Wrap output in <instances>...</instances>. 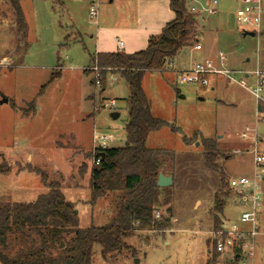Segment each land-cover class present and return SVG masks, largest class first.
<instances>
[{
    "label": "rangeland",
    "instance_id": "rangeland-1",
    "mask_svg": "<svg viewBox=\"0 0 264 264\" xmlns=\"http://www.w3.org/2000/svg\"><path fill=\"white\" fill-rule=\"evenodd\" d=\"M216 1V15L196 18L197 44L203 48L194 53L201 57L197 61L214 59L222 52L233 72L256 67L264 71V18L260 35H244L234 18L237 4ZM91 4L98 7L97 26L88 15ZM20 6L27 26L23 43L16 35L7 0H0V101L7 99L0 103V207L32 203L48 191L46 186L57 184L65 199L74 203L79 229L104 226L111 216V197L89 205L92 138L96 133L110 135L109 148L125 145L128 90L119 78L113 84L106 82L104 91L91 84V36L112 11L120 15V25L134 28L133 4L126 0H115L113 5L109 0H20ZM194 46L183 48L173 67L166 64L162 72L149 71L142 80L151 114L164 122L149 133L146 147L176 157L164 170L172 177V185L160 195L156 211L159 218L169 219V225L164 230L135 232L124 240L128 250L115 259L103 260L95 247L92 264H135V259L139 264H206L212 259L208 233L215 229L211 209L220 178L205 168L201 142H216L223 156L217 163L227 185L252 171L251 155L232 153L245 146L240 133L256 125L263 148L264 122L256 124L254 98L224 77H211L206 87L177 83L174 72L188 68L185 61ZM110 100L119 114L116 120L104 107ZM224 192L228 195L220 218L237 221L242 208L228 187ZM260 224L264 227V199ZM258 244L264 247V236ZM253 264H264L260 250Z\"/></svg>",
    "mask_w": 264,
    "mask_h": 264
},
{
    "label": "trees",
    "instance_id": "trees-1",
    "mask_svg": "<svg viewBox=\"0 0 264 264\" xmlns=\"http://www.w3.org/2000/svg\"><path fill=\"white\" fill-rule=\"evenodd\" d=\"M7 2L16 35L23 43L27 26L20 0ZM188 5V0H169L173 20L158 36L149 38L144 50L132 54L97 53L90 57V66L101 70V91L107 75L123 80L128 90L126 145L92 151L93 161L99 163H93L89 173V205L111 197L108 222L101 227L79 229L74 203L65 199L57 184H49L48 191L32 203H5L0 207V264H92L95 247L103 260L115 259L122 250H128L124 240L135 232L168 227L169 219L154 218L160 195L166 190L158 188L156 182L159 173L167 175L164 170L169 163H175L176 157L146 147L149 133L159 130L164 122L151 114L142 80L149 71L162 72L179 51L196 44L197 17L188 12ZM201 146L205 168L219 173V187L211 209L218 229L223 223L220 216L228 195L221 193L228 184L217 163L223 156L215 141L203 139ZM41 178L46 181L45 174ZM210 251L212 259L206 264H217L218 255L212 246Z\"/></svg>",
    "mask_w": 264,
    "mask_h": 264
},
{
    "label": "built area",
    "instance_id": "built-area-1",
    "mask_svg": "<svg viewBox=\"0 0 264 264\" xmlns=\"http://www.w3.org/2000/svg\"><path fill=\"white\" fill-rule=\"evenodd\" d=\"M233 1L237 4L234 13L237 28L241 29L243 33L260 35L264 0ZM188 2V12L196 17L200 15L212 16L217 13L216 0H207L205 4L199 3L198 0H188ZM97 8V4H91L88 9L89 18L94 20L95 26L98 25ZM123 47V42L117 41L119 52H122ZM200 49L199 44L195 45V50ZM227 61V57L222 52H218L214 59L206 58L184 70L174 69L177 83L206 87L209 85L211 77H224L226 80L236 83L254 98L256 124L264 122V113L261 111V108L264 107V71L256 67L253 71L233 72L227 68ZM168 67H173L172 63H169ZM100 71L96 66L91 67L94 87L98 89H102ZM236 74L240 76L239 79L235 77ZM249 79H252L253 82L249 83ZM115 81L116 76L114 75L105 77V83L113 84ZM104 107L112 113L116 112L114 100H110ZM239 138L245 146L232 153L234 155L242 153L251 155L252 171L248 176L233 178L228 182V188L234 193L237 205L242 208L238 220L223 221L218 229H213L208 233L211 246L218 255L217 264H253L256 252L262 250V247H259L258 238L264 236V227L260 224L264 199V147H259L263 139L258 136L256 125L246 126ZM111 140L110 135L94 134L92 138L93 150L100 152V150L108 148L107 143ZM93 163L98 165L99 160H95ZM155 218H159L158 212H156Z\"/></svg>",
    "mask_w": 264,
    "mask_h": 264
},
{
    "label": "crops",
    "instance_id": "crops-1",
    "mask_svg": "<svg viewBox=\"0 0 264 264\" xmlns=\"http://www.w3.org/2000/svg\"><path fill=\"white\" fill-rule=\"evenodd\" d=\"M114 1L115 0H109V3L113 5ZM126 1L133 4L131 20H133L134 28L125 27L127 25H120V15L117 14V12H110L109 19L107 21L102 20L101 28H97L94 37L91 36V38H94V54L118 53L117 41H122L124 44L122 53L132 54L142 51L146 48L149 38L158 36L165 25L171 22L174 18V15L169 8V0H149L151 2H147L146 0ZM126 18V14L124 13L123 20L125 21ZM263 18L264 15L262 21ZM202 49L203 48L201 47L200 50H195V46L191 48L188 59L185 61L188 68L192 64L204 60L197 61L201 57L194 55V53H198L202 51ZM239 71L248 70L240 69ZM116 78L118 77L116 76ZM261 252L264 253V247H262Z\"/></svg>",
    "mask_w": 264,
    "mask_h": 264
},
{
    "label": "water",
    "instance_id": "water-1",
    "mask_svg": "<svg viewBox=\"0 0 264 264\" xmlns=\"http://www.w3.org/2000/svg\"><path fill=\"white\" fill-rule=\"evenodd\" d=\"M244 35H250L254 36V33H244ZM0 103H7V99L3 98ZM110 117L112 120H116L119 117V114L117 112H113L110 114ZM126 145V144H125ZM156 185L158 188H167L172 185V177L171 176H165L162 173L158 174ZM75 213H77L75 211ZM62 247V244L60 245ZM135 264H139V260L135 259Z\"/></svg>",
    "mask_w": 264,
    "mask_h": 264
}]
</instances>
